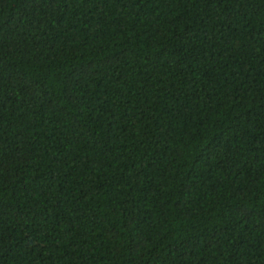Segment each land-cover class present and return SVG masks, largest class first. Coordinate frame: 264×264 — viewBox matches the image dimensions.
I'll use <instances>...</instances> for the list:
<instances>
[{"label": "trees", "instance_id": "1", "mask_svg": "<svg viewBox=\"0 0 264 264\" xmlns=\"http://www.w3.org/2000/svg\"><path fill=\"white\" fill-rule=\"evenodd\" d=\"M0 264H264V0H0Z\"/></svg>", "mask_w": 264, "mask_h": 264}]
</instances>
